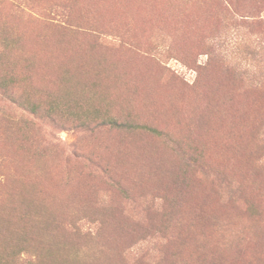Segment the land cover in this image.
<instances>
[{
  "label": "rangeland",
  "instance_id": "374dc122",
  "mask_svg": "<svg viewBox=\"0 0 264 264\" xmlns=\"http://www.w3.org/2000/svg\"><path fill=\"white\" fill-rule=\"evenodd\" d=\"M1 264H264V0H0Z\"/></svg>",
  "mask_w": 264,
  "mask_h": 264
},
{
  "label": "trees",
  "instance_id": "16d2710c",
  "mask_svg": "<svg viewBox=\"0 0 264 264\" xmlns=\"http://www.w3.org/2000/svg\"><path fill=\"white\" fill-rule=\"evenodd\" d=\"M0 264H1V261H0Z\"/></svg>",
  "mask_w": 264,
  "mask_h": 264
}]
</instances>
